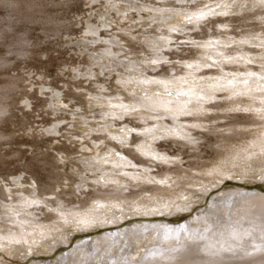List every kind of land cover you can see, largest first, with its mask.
Wrapping results in <instances>:
<instances>
[{"label": "rangeland", "instance_id": "1", "mask_svg": "<svg viewBox=\"0 0 264 264\" xmlns=\"http://www.w3.org/2000/svg\"><path fill=\"white\" fill-rule=\"evenodd\" d=\"M201 14L204 19L197 21ZM89 27L98 31L91 34ZM84 37L95 40L87 41L88 49ZM263 42L264 0H0V104L8 107L0 115V133L5 134L0 138V187L22 190L0 195V216L14 219L0 220L6 226H0V264H128L132 249L127 255L110 250L117 247L116 236L134 243L132 235L124 234L134 223L162 222L172 229L191 222L221 192L264 194V167L254 170L250 163L262 156L254 146L263 139L264 92L256 89L257 81L233 82L246 73L264 74ZM104 50L112 54L100 56ZM193 77L215 81L200 86L207 98L161 106L148 94L175 98L177 87L196 85L187 84ZM12 82L17 85L10 89ZM150 84L170 92H143ZM157 110L167 113L149 117ZM177 110L184 113H170ZM234 116L240 127L223 125ZM52 124H59L53 134L48 131ZM197 136L203 138L191 147L189 140ZM65 147L70 150L63 158L59 150ZM140 159L153 162L150 177ZM220 165L237 169L238 175L216 182L219 176L212 170ZM128 183L158 191L129 200L93 195L96 188ZM186 201L193 202L192 208L178 212L177 205ZM168 203L173 213L145 214ZM114 213L123 218H112ZM95 218L112 220L99 225ZM79 223L89 225L80 228ZM32 230L43 239L29 238L32 247L24 250L22 241L33 236ZM151 232L140 230L141 238L132 244L140 248L132 253L134 260L144 261L148 251L156 250L150 244L157 235H146ZM158 241L168 254L167 244Z\"/></svg>", "mask_w": 264, "mask_h": 264}, {"label": "bare ground", "instance_id": "2", "mask_svg": "<svg viewBox=\"0 0 264 264\" xmlns=\"http://www.w3.org/2000/svg\"><path fill=\"white\" fill-rule=\"evenodd\" d=\"M92 1H95V0H92ZM253 1H257V0H253ZM116 2L113 1L109 5L110 9H113L116 6ZM240 2H242V0H240ZM255 4H257V2H255ZM110 9L108 8L106 12L108 13L110 11ZM229 11H231V10H229ZM88 30L91 31V34L96 33L98 31V29L93 30V29H91V27H89ZM81 40L84 42L83 45L86 49H88L87 41L91 40V44H92V42L95 41L94 39H91L90 37H84ZM108 43L113 44L112 42H108ZM263 44H264V42L262 43V45ZM97 48H99V47H95L92 50L96 51ZM100 54H101L100 56L105 55V57H107L106 55H109V54L111 55L112 53L107 51V50H104V51H101ZM159 55L160 54H158L157 56L159 57ZM91 57L94 60H98V58H99L94 54H92ZM98 62L102 65V67H104L103 61L101 58L98 60ZM205 65H207V64H205ZM262 76H264V74L257 77V75L255 73H246V74H243L239 77H234L233 82L239 86H246L247 83L257 81L258 84H256V87H257L256 89L264 92V77H262ZM193 80H195V82H193ZM13 82L10 84V86L8 84V88H10V89L14 88L17 85V84L15 85V83H13ZM207 82H209V84H211V86H213V84H215V81H213V82L211 80L204 81V80H201L200 78H195V77L191 78V80H189V82H187V84H189V86H191V84H196V85H194L193 88L188 89V90L181 89L182 86L177 87L175 89L176 92L175 93L173 92L176 95L177 99H176V97L171 98L169 96H163V95L156 94V91H155V94L150 93L149 89L158 90L160 94L164 93L166 95H168L170 92V91H166L164 89L162 90L161 86L159 88V87H156L155 85H152V84H150L147 87L148 89L145 88L143 90V92H147V93L149 92L148 94L150 96H155V98L157 97L156 102L158 105H161V106L173 105L174 106L175 102L173 103V101L186 102L188 100L198 99L199 97H206V95L203 96L200 86H201V84H207ZM187 84L183 87L186 88ZM161 85L163 86V84H161ZM211 89H213V88H211ZM180 90H182L183 92L181 93ZM90 94L104 95L103 93H101L100 91H97V90L96 91L90 90ZM256 96L257 95H255V97ZM253 101H248V104L252 103ZM241 103H243V101L240 103L238 102L237 105L241 104ZM246 103H244V104H246ZM235 104H233V106ZM263 104H264V99H263ZM4 105H7V104L6 103L3 105L0 104V115L2 113H4V111H6V108L8 109V107L4 106ZM193 105L195 108H197V104H193ZM237 105H235V106H237ZM238 106H240V105H238ZM254 106H255L256 110L261 111V106L259 104L255 103ZM157 107H159V106H157ZM145 108H147V110L152 111V110H154L155 106L153 108V106L151 107L149 105H146ZM161 110H162V108H161ZM53 111H55V109H53ZM165 113H167V112H165ZM165 113L162 114L158 111L154 115H152V114L149 115V117L155 116L157 118L158 117L160 118L163 115L165 116ZM170 113L172 115H175V117H176L177 116L176 114L184 113V112H183V110H177L174 114L171 111H170ZM168 114H169V112H168ZM229 117H231V115L218 116L215 118L216 119H228ZM260 117H261V115H260ZM234 118H235V120H232V119L228 120L223 125L231 124L230 127H233L234 125L238 126V123H240V122H237V123H235V122L237 120H239L240 118L237 116L236 117L234 116ZM0 119H1V117H0ZM206 119H204V120H206ZM213 119L214 118H212V120ZM55 120H59V118L55 119ZM194 125L199 126V121H198V123H194ZM58 126H59V124L51 126L48 129V131L51 134H53L57 130ZM211 127L213 129L218 128V126H211ZM238 127H240V126H238ZM61 129H63V127ZM61 129H59L58 132ZM262 133H263V139H261V142H260V140L257 141V143L255 142V144H257V147L254 146L255 148L259 149L262 152V156L257 155V160L250 161L252 168L254 170H257L260 167H264V152H263V150H264V131ZM1 134L2 133H0V138L2 139ZM147 135L142 134L141 137L149 138V136H147ZM194 135H196V134L194 133ZM77 136H80V135L77 134ZM150 138L153 139L152 136H150ZM202 138L203 137H201V136L200 137L197 136V138H195V139L193 138L194 140L188 139L190 143H193V145L191 144L190 146L191 147L194 146V143H197ZM223 139H228V137L223 136ZM220 140H221V142H224V141H222V138ZM141 142H143V141L141 140ZM143 144L141 143L139 146V143H138L139 148L143 152H146V154H149L148 151L143 150V148H144ZM198 147L199 146L197 145V148ZM65 148L60 149L61 151L59 150V152L64 153L63 158H66V156L69 155L70 149L68 150V148H66V149ZM131 157L133 159L135 158L134 156H131ZM235 157L237 158V157H241V156H235ZM252 157H254V156H252ZM137 158L139 159V157H137ZM146 160L151 161L149 159H146ZM136 162H137V160H136ZM139 163L143 165V170L146 171V173L149 175V173H151V170H152L151 165L153 164V162H151L152 163L151 165H148L150 163L146 164L145 162L142 161V159H140ZM136 164H138V163H136ZM190 164L193 165V163H190ZM195 165L197 166V163L196 164L194 163V167H195ZM89 166H90L89 170L94 171V169H95L94 164H92L90 162ZM190 167H192V166H190ZM212 171H214L218 174L219 177L214 176L215 181L218 183L223 181V177L238 175L237 169H235V168L234 169H229V168L223 169V167L221 165L219 167L218 166L214 167V169ZM30 174H31V172H30ZM151 176L153 177V174H151ZM149 177H150V175H149ZM93 178H94V176L90 177V179H93ZM246 179L248 180L250 178H246ZM128 184L129 185L126 187L118 186V187H114V189L110 188L111 186H106L105 189L96 188L93 191V195L118 196L123 200H127L128 198H132V199L137 198V196L141 195L142 192H144V193L150 192V195L157 194V192H154L155 188L158 191V187H156V186H152V187L148 188V186H146V184H141V183H139V184L133 183V185H131V183H128ZM10 186H11V184L1 186L0 187V195H6L7 194L8 196H11L12 193H14V192H21L22 191L21 189H18V190L13 189L12 190V187H10ZM90 186L93 188L96 187L92 184H90ZM107 187H109V188H107ZM133 188H137L138 190L137 189L133 190ZM206 188H208V186L201 189V192L205 191ZM164 191H166V190H164V189L160 190V192H164ZM90 192L91 191H89L88 193L91 194ZM0 197H2V196H0ZM235 197L238 199H236V201H231V200H234ZM4 198H5V196H4ZM166 198L169 199L168 197H166ZM121 199H119V201H121ZM114 200H115V202H119L118 200L116 201V199H114ZM133 201H135V200H133ZM123 202H125V201H123ZM230 202H232L231 204L233 206L229 205ZM79 203H80V201H79ZM81 203H83V202H81ZM192 204H193L192 201H186L184 205H181V204L177 205L176 210L178 212L184 211V210L189 211L192 208V206H191ZM135 205H138V202H136ZM170 210H171V203L170 204L168 203V204H162L160 207L155 206L154 208H149L145 211V214L155 215L158 213L163 214L166 212L173 213ZM97 215H99V214H97ZM94 216H96V215L94 214ZM114 216L120 217L121 214L118 215V214L114 213L112 218L115 219L116 217H114ZM0 220L1 221H14V219H12L11 217L6 216V215H3L2 217L0 216ZM109 220H112V219H105V218L100 219V218H98L96 220V218H95L93 220V223H95V224L98 223L99 225H104ZM89 223H90V225L93 224L91 222H89ZM156 224L157 223H155V224L151 223L152 226L147 227L146 224L143 225L140 222L134 223L131 231L126 229L124 232V234L127 233V235H129V234L132 235V237L134 238V243H132V244L135 245V242H138V240L141 238L140 237V230L141 229H148V232H149V230L154 231L151 233H147L146 235H148V234L149 235L150 234L157 235L155 237V240L150 244L151 248L156 249V250H154L152 252L148 251L144 255V256H146L147 254L150 255V256H148V258H146V260L141 261L139 259V257L134 260L133 259L134 256L132 253L140 250V248L133 249L132 244H125L124 240L123 239L121 240L120 238H118V236H116V239H114L115 241L116 240L118 241L116 243L117 247H116V249L110 248L111 249L110 252L111 251L114 252L116 250L117 251L116 253L118 254V253H121L123 251L121 255H123V254L127 255L129 253V251L132 249V253L128 254V256H129L128 264H249V263L250 264H264V194H262V193H258V192L255 193V191L250 192V191L242 190V189L239 191L230 189L227 193L221 192L220 196H217L213 201H211V205L208 209H206L202 212L196 213L195 216L193 218H191V222L188 223V221H185L183 223V225H181L182 227L181 226H176V227L173 226L174 228L169 229V228H167V225H163L162 222H159L157 225ZM159 224H161L164 227H160ZM85 225H89V224L79 223V224H77V227L82 228ZM0 226H2L3 228L6 227L4 224H0ZM190 227H191V229H190ZM155 229H157V230H155ZM25 231H27V230H25ZM30 233H33V236H26V238L24 237L25 238L24 241H22L21 248H23L24 250L30 249L32 247V245L29 243L30 242L29 238L33 239L32 237H34V238H36V240L38 238L43 239L42 237H40L38 232H35V230L30 231ZM35 233H37V234H35ZM160 238H161L162 242L167 244L168 250H170V252H168V254L164 253L165 249L163 248V244L159 243V241H158ZM106 239L103 240L101 237H99V238H97V241H107ZM37 241H39V240H37ZM115 241H113V242H115ZM89 247H90V244L86 245L85 251L90 253L91 250ZM257 249H260V250H257ZM114 254H115V252H114ZM110 260H114V256L111 257ZM91 264H93V263H91Z\"/></svg>", "mask_w": 264, "mask_h": 264}, {"label": "snow or ice", "instance_id": "3", "mask_svg": "<svg viewBox=\"0 0 264 264\" xmlns=\"http://www.w3.org/2000/svg\"><path fill=\"white\" fill-rule=\"evenodd\" d=\"M202 19H204V15L203 14H201L200 17H197V21L202 20ZM187 22L191 24V23H193V19L191 17H189L187 19ZM152 63H156V61H152ZM257 250H260V249H257Z\"/></svg>", "mask_w": 264, "mask_h": 264}]
</instances>
